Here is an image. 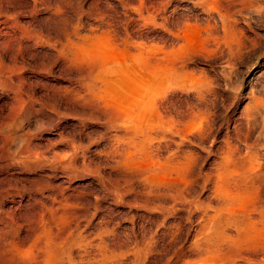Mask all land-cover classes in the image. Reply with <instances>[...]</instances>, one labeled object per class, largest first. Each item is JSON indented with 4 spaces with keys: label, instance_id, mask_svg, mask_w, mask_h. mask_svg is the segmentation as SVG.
Wrapping results in <instances>:
<instances>
[{
    "label": "rangeland",
    "instance_id": "obj_1",
    "mask_svg": "<svg viewBox=\"0 0 264 264\" xmlns=\"http://www.w3.org/2000/svg\"><path fill=\"white\" fill-rule=\"evenodd\" d=\"M0 62V149L36 161L0 169V264H264V0H0Z\"/></svg>",
    "mask_w": 264,
    "mask_h": 264
},
{
    "label": "bare ground",
    "instance_id": "obj_2",
    "mask_svg": "<svg viewBox=\"0 0 264 264\" xmlns=\"http://www.w3.org/2000/svg\"><path fill=\"white\" fill-rule=\"evenodd\" d=\"M215 1H216V0H215ZM219 1H221V0H219ZM225 1H226V0H224V2H225ZM233 1H234V0H233ZM239 1H240V0H239ZM194 2H195V4H197V5L199 4V5H200V4L204 3L205 0H194ZM208 2H209V1H208ZM217 2H218V1H217ZM227 2H229V1H227ZM236 2H237V1H235V3H236ZM253 2H254V1H253ZM137 3H139V2H137ZM222 3H223V2H222ZM241 3H242V2H241ZM141 4H143V2H142ZM206 4H208V3L206 2ZM209 4H210V3H209ZM209 4H208V5H209ZM211 4H213V3H211ZM215 4H216V3H215ZM217 4H218V3H217ZM224 4H225V3H224ZM226 4H227V3H226ZM226 4H225V6L228 7L229 5L227 6ZM228 4H229V3H228ZM242 4H243V3H242ZM247 4H248V3H247ZM249 4H250V2H249ZM254 4H255V3H254ZM139 5H140V4H139ZM139 5L137 4V6H139ZM235 5H236V4H235ZM144 6H145V5H144ZM201 6H202V5H201ZM209 6H211V5H209ZM223 6H224V5H223ZM225 6H224V7H225ZM238 6H239V4H238ZM139 7H140V6H139ZM139 7H138V8H139ZM204 7H205V6H204ZM206 7H207V6H206ZM226 7H225V8H226ZM233 7H234V6H233ZM235 7H236V6H235ZM141 8H142V6H141ZM155 8L157 9V7H155ZM208 8H209V7H208ZM218 8H219V7H218ZM228 8H229V7H228ZM228 8H226V9H228ZM247 8H248V7H247ZM143 9H145V8H143ZM146 9H147V8H146ZM146 9H145V10H146ZM152 9L154 10V8H152ZM213 9H214V8H213ZM213 9H212V10H213ZM220 9H221V8H220ZM226 9H224V10H226ZM235 9H239V8H235ZM135 10H136V9H135ZM147 10H148V13L146 12L147 14H146V16H145V14H144V17H145V18H149V19H151V20H152L151 22H155V16H156V13H157L156 11H157V10L154 11V12H153L152 10H151L152 12H150L149 9H147ZM159 10H161V9H158V11H159ZM209 10H211V8H210ZM228 10H229V9H228ZM228 10H226V11H228ZM140 11H141V10H140ZM161 11H162V10H161ZM217 11H218V10H217ZM222 11H223V10H222ZM229 11H231V10H229ZM229 11H228V12H229ZM136 12H137V11H136ZM136 12H135V14H136ZM159 12H160V11H159ZM220 12H221V11H220ZM228 12H227V13H228ZM232 12H233V10L231 11V13H232ZM234 12H235V11H234ZM234 12H233V13H234ZM142 13H143V12H141V14H142ZM221 13H222V12H221ZM221 13H220V14H221ZM231 13H230V14H231ZM159 14H160V13H159ZM228 14H229V13H228ZM138 15H139V13H138ZM226 15H227V14H226ZM231 15H232V14H231ZM102 16H103V15L101 14L100 17H99V21H101L100 19H102ZM139 16H140V15H139ZM223 16H224V15H223ZM227 16H228V15H227ZM229 16H230V15H229ZM142 18H143V17H142ZM145 18H143V19H145ZM224 18H225V17H224ZM222 19H223V18H222ZM229 19H230V18H229ZM140 20H141V19H140ZM225 20H226V19H225ZM227 20H228V18H227ZM145 21H147V20H145ZM145 21L143 20V22H145ZM163 21H164V20H163ZM220 21H221V20H220ZM229 21H232V19L229 20ZM149 22H150V21H149ZM221 22H222V21H221ZM221 22H220V23H221ZM226 22H227V21H226ZM226 22H225V23H226ZM232 22H233V21H232ZM232 22H231V23H232ZM106 23H107V22H106ZM108 23H109V22H108ZM145 23H148V22H145ZM223 23H224V21H223ZM223 23H222V24H223ZM228 23H229V22H228ZM235 23H236V22H235ZM235 23H234V24H235ZM222 24H221V25H222ZM229 24H230V23H229ZM104 25H105V24H104ZM104 25H102V26L105 27ZM162 25H163V24H162ZM98 26H99V25H98ZM110 26H111V25H110ZM223 26H225V25H223ZM228 26H229V25H228ZM100 27H101V26H100ZM236 27H237V26H236ZM106 28H107V25H106ZM109 28H111V27H109ZM222 28H223V27H222ZM98 29H99V28H98ZM103 29H104V28H103ZM227 29H228V28H227ZM96 30H97V29H96ZM100 30H101V29H100ZM104 30H105V29H104ZM222 30H223V29H222ZM238 30H239V29H238ZM90 31H91V30H90ZM93 31H95V30H93ZM97 31H98V30H97ZM97 31H96V32H97ZM109 31H110V30H109ZM73 32H74V31H73ZM76 32H78V31H76ZM99 32H100V31H99ZM104 32H105V31H104ZM222 32H223V31H222ZM229 32H231V31H229ZM229 32H228V33H229ZM93 33H94V32H93ZM100 33H101V32H100ZM107 33H108V32H107ZM113 33H114V32H113ZM225 33H226V32H225ZM228 33H227V34H228ZM71 34H72V33H71ZM98 34H99V33L97 32V35H98ZM110 34H111V33H110ZM227 34H226V35H227ZM73 35H74V34H73ZM73 35H72V37L76 36V35H74V36H73ZM77 35H78V34H77ZM79 35H80V34H79ZM89 35H90V34H89ZM116 35H117V34H115V36H116ZM224 35H225V34H224ZM224 35H223V36H224ZM101 36H102V35H101ZM105 36H106V35H105ZM113 36H114V35H113ZM72 37H71V38H72ZM76 37H77V36H76ZM82 37H83V39H84L85 36H82ZM95 37H96V36H95ZM109 37H112V36H109ZM116 37H117V36H116ZM74 38H75V37H74ZM227 38H228V37H227ZM36 39H37V38H36ZM72 39H73V38H72ZM76 39H77V38H76ZM79 39H80V38H79ZM79 39H78V40H79ZM85 39H86V38H85ZM92 39H93V38H92ZM107 39H108V38H107ZM116 39H117V38H116ZM119 39H120V38H119ZM34 40H35V39H34ZM78 40H76V41H78ZM80 40H81V39H80ZM87 40H88V39H87ZM90 40H91V39H90ZM90 40H89V41H90ZM94 40H95V39H94ZM96 40H98V39H96ZM110 40H111V39H110ZM114 40H115V39H114ZM122 40H123V39H121V41H122ZM127 40H128V39H127ZM71 41H74V40H71ZM81 41H82V40H81ZM108 41H109V40H108ZM108 41H107V42H108ZM118 41H119V40H118ZM118 41H117V42H118ZM124 41H125V39H124ZM63 42H64V41H63ZM63 42H62V43H63ZM67 42H69V41H67ZM84 42H86V41H84ZM94 42H95V41H94ZM94 42H93V43H94ZM101 42H102V40H101ZM115 42H116V41H115ZM126 42H127V41H126ZM129 42H130V41H129ZM131 42H132V41H131ZM131 42H130V44H131ZM54 43H55V42H53V44H54ZM62 43H61V44H62ZM78 43H80V42H78ZM127 43H128V42H127ZM127 43H126V44H127ZM50 44H51V43H50ZM50 44H49V46H50ZM67 44H71V43H67ZM88 44H89V43H88ZM95 44H96V43H95ZM98 44H99V43H98ZM100 44H101V43H100ZM102 44H104V43H102ZM109 44H111V43H109ZM115 44H116V43H115ZM120 44H121V43H120ZM123 44H124V43H123ZM123 44H122V46H123ZM134 44L136 45V43H134ZM139 44H143V43H139ZM51 45H52V44H51ZM55 45H56V44H55ZM58 45H59V44H58ZM58 45H57V46H58ZM65 45H66V43H65ZM82 45H83V44H82ZM84 45H85V44H84ZM90 45H91V44H90ZM118 45H119V44H118ZM143 45H145V44H143ZM57 46H55V47H56V48H59V47H57ZM71 46H72V45H71ZM100 46H103V45H100ZM126 46H130V45H125V47H126ZM136 46H138V44H137ZM66 47H67V45H66ZM68 47H69V46H68ZM72 47H73V46H72ZM83 47H84V46H83ZM95 47H96V46H95ZM116 47H118V46H116ZM130 47H131V46H130ZM133 47H134V46H133ZM138 47H139V46H138ZM147 47H148V45H147ZM153 47H154V46H152V48H153ZM52 48H53V47H52ZM70 48H71V47H70ZM99 48H100V47H99ZM102 48H103V47H102ZM104 48H105V46H104ZM104 48H103V49H104ZM109 48H110V47H109ZM109 48H108V49H109ZM120 48L122 49V47H120ZM126 48H127V47H126ZM128 48H129V47H128ZM128 48H127V50H128V52H130ZM131 48H132V47H131ZM134 48H135V47H134ZM139 48H140V47H139ZM149 48H151V47H149ZM71 49H72V48H71ZM89 49H90V48H89ZM95 49H96V48H95ZM95 49H94V50H95ZM97 49H98V47H97ZM110 49H111V48H110ZM143 49H145V48H143ZM146 49H147V48H146ZM66 50H68V49H66L64 46H61L59 49L54 50V51L56 52V53H55L56 55L54 56L55 58L52 59V60H55V62H56V61H57V58H62V57L65 55V57H64L63 59H65L66 61H68V63H67V62H64V63L67 64L68 66H72V67L76 66V65H77L76 63H78V62H79L78 64H80V61H82V60H83V63H84V65H85V60H84L83 58L87 59L86 62L88 63V65H89V64H92L93 66H95V65L100 64L102 61H103V62L106 61V64L108 63L106 59H105V61H104V60L101 61V58H99V53H98L97 50H96V51H94V50L91 51V50H90V51H88V52H87V51L84 52V49H80V50L77 49L78 51H76V52L74 53V50H75V49H74V50H72V51H73V54H71V50H69V51H70V54H71L70 56L66 55ZM100 50H101V49H100ZM122 50H123V49H122ZM125 50H126V49H125ZM149 50H150V49H149ZM154 50H155V49H154ZM163 50H164V49H163ZM175 50H177V49H175ZM1 51H2V50H1ZM102 51H103V50H102ZM108 51H109V50H108ZM111 51H112V50H111ZM135 51H136V50H135ZM145 51H146V50H144V52H145ZM160 51H161V50H160ZM166 51H167V49H166ZM170 51H171V50H170ZM105 52H106V51H105ZM112 52H113V51H112ZM118 52H119V51H118ZM118 52H117V53H118ZM120 52H121V51H120ZM120 52H119V53H120ZM125 52L127 53V51H125ZM149 52H151V51H149ZM154 52H155V51H154ZM167 52H168V51H167ZM171 52H172V51H171ZM103 53H104V52H103ZM108 53H109V52H108ZM108 53H107V54H108ZM121 53H122V52H121ZM126 53H125V54H126ZM172 53H173V52H172ZM178 53H179V52H178ZM178 53H177V54H178ZM67 54H68V53H67ZM111 54H112V53H111ZM114 54H115V53H114ZM122 54H123V53H122ZM122 54H121V55H122ZM130 54H131V56H129L128 54H127V55L131 58V62H132V59H134L132 56H134V55H132V53H130ZM149 54H150V53H149ZM155 54H156V53H155ZM161 54H162V53H161ZM165 54H166V53H165ZM167 54H168V53H167ZM169 54H170V53H169ZM52 55H54V52H53ZM52 55H51V56H52ZM102 55H103V54H102ZM104 55H106V54H104ZM118 55H120V54H118ZM141 55H142V54H141ZM158 55H159V54H158ZM170 55H171V54H170ZM2 56H3V55H2ZM67 56H68V57H67ZM108 56H109V55H108ZM112 56H113V55H112ZM128 56H127V57H128ZM136 56H139V55L137 54ZM143 56H144V55H143ZM146 56H147V55H146ZM146 56H144V58H145ZM151 56H152V55H151ZM172 56H173V55H172ZM52 57H53V56H52ZM119 57H120V56H119ZM129 57H128V58H129ZM161 57H162V55H161ZM49 58H50V57H49ZM104 58H105V57H103V59H104ZM116 58H118V57H117V54H116ZM121 58H122V57H121ZM121 58H120V59H121ZM128 58H127V59H128ZM139 58H140V56H139ZM139 58H135V62H136V59L138 60ZM150 58H151V57H150ZM150 58H149V60H150ZM163 58H164V57H163ZM165 58H166V57H165ZM167 58H168V57H167ZM169 58H170V56H169ZM173 58H175V57H173ZM10 59H11V58H10ZM113 59H115V58L113 57ZM113 59H112V60H113ZM140 59H141V58H140ZM159 59H161V58H159ZM171 59H172V58H171ZM3 60H4V59H3ZM11 60H12V59H11ZM58 60L60 61V59H58ZM109 60H110V59H109ZM143 60H144V59H143ZM143 60H142V61H143ZM1 61H2V60H1ZM12 61H13V60H12ZM63 61H64V60H63ZM122 61H123V60H122ZM124 61H127V63H129L128 60H126V59H124ZM139 61H140V60H139ZM144 61H146V60H144ZM155 61H156V59H155ZM166 61H167V60H166ZM2 62H3V61H2ZM52 62H54V61H52ZM60 62H62V59H61ZM103 62H102V63H103ZM113 62H115V60H114ZM158 62H159V61H158ZM168 62H169V61H168ZM168 62H166V64H167ZM0 63H1V62H0ZM4 63H5V62H4ZM15 63H16V62L14 61V64H15ZM56 63H57V62H56ZM56 63H54V64H56ZM87 63H86V65H87ZM109 63H110V62H109ZM133 63H134V60H133ZM133 63H131V65H132ZM139 63H140V62H139ZM146 63L148 64V62H146ZM149 63H150V62H149ZM155 63H157V61H156ZM155 63H154V64H155ZM163 63L165 64L164 61H163ZM1 64H2V63H1ZM1 64H0V65H1ZM14 64H13V65H14ZM65 64H64V65H65ZM74 64H75V65H74ZM112 64H113V63H112ZM112 64H109V66L111 67ZM134 64H135V63H134ZM150 64H153V63H150ZM158 64H160V63H158ZM171 64H172V63H171ZM15 65H16V64H15ZM59 65H60V64H59ZM64 65H63V66H64ZM67 65H66V67H64V68L69 69V68H67ZM73 65H74V66H73ZM81 65H82V64H81ZM86 65H85V66H86ZM101 65H102V64H101ZM119 65H122V64H118V66H119ZM129 65H130V64H129ZM144 65H145V64H144ZM160 65H161V64H160ZM2 66H3V64H2ZM7 66H8V65H7ZM17 66L19 67V66H21V65H17ZM57 66H58V65H57ZM118 66H117V67H118ZM125 66H126V65H125ZM135 66H136V65H135ZM135 66H134V67H135ZM138 66H140V65H138ZM142 66H143V65H142ZM152 66L155 67L156 65H152ZM171 66H172V65H171ZM13 67H14V66H13ZM22 67H23V66H22ZM77 67H79V66H76V69H77ZM80 67H81V66H80ZM86 67H87V66H86ZM89 67H90V66H89ZM98 67H100V66H98ZM105 67H106V66H105ZM120 67H121V66H120ZM120 67H119V68H120ZM130 67H133V66H129V68H130ZM140 67H141V66H140ZM143 67H144V66H143ZM156 67H157V66H156ZM159 67L161 68V66H159ZM162 67H163V66H162ZM165 67H166V66L164 65V68H165ZM167 67H168V66H167ZM4 68H5V67H4ZM4 68H3V69H4ZM9 68H10V67H9ZM87 68H88V67H87ZM96 68H97V67H96ZM112 68H113V67H112ZM124 68H126V67H124ZM124 68L122 67L123 70H124ZM5 69H6V68H5ZM11 69H13V68H11ZM11 69H8V70H11ZM70 69H71V68H70ZM81 69H82V68H80V71H81ZM103 69H104V68H103ZM117 69H118V68L115 69V72H116L115 74H117V71H116ZM131 69H135V68H131ZM141 69H142V68H140V70H141ZM167 69H168V68H167ZM1 70H2V68L0 69V71H1ZM16 70H17V69H16ZM16 70H15V71H16ZM62 70H65V69H62ZM78 70H79V69H77V71H78ZM84 70H85V69H84ZM94 70H95V69H94ZM101 70H102V69H101ZM101 70H100V71H101ZM113 70H114V68H113ZM119 70H120V69H119ZM142 70H148V71H149V69H147V68H146V69H142ZM158 70H159V69H158ZM170 70H171V69H170ZM13 71H14V69H13ZM13 71L11 70V72H13ZM17 71H18V70H17ZM17 71H16V72H17ZM75 71H76V70H75ZM85 71H86V70H85ZM96 71H97V70H96ZM110 71H112V70H110V68H109V72H110ZM150 71H151V70H150ZM1 72H2V71H1ZM1 72H0V73H1ZM11 72H9V75L12 74ZM20 72H21V71H19L18 73H20ZM101 72H102V71H101ZM107 72H108V70H107ZM119 72H120V71H119ZM119 72H118V74H119ZM122 72H123V71H122ZM4 73H6V71H5ZM95 73H98V71L95 72ZM102 73H103V72H102ZM113 73H114V71H112V74H113ZM120 73H121V72H120ZM129 73H130V72H129ZM129 73L127 72V75H129ZM13 74L15 75V73H13ZM103 74H105V73H103ZM112 74H111V75H112ZM132 74H133V73H132ZM132 74H131V76H132ZM4 75H5V74H4ZM9 75H8V76H9ZM20 75H21V73H20ZM96 75H97V74H95V76H96ZM99 75H100V74H99ZM99 75H98V76H99ZM124 75H126V73H125ZM149 75H151V74H149ZM155 75H156V74H155ZM1 76H2V75H1ZM10 76H11V75H10ZM10 76H9V77H10ZM12 76H13V75H12ZM16 76H17V75H16ZM103 76H104V75H103ZM108 76H109V75H108ZM118 76H119V75H118ZM131 76H130V77H131ZM13 77H14V76H13ZM17 77H18V76H17ZM19 77H20V76H19ZM19 77H18V78H19ZM92 77H93V76H92ZM99 77H100V76H99ZM101 77H102V76H101ZM119 77H120V76H119ZM127 77H128V76H127ZM127 77H126V78H127ZM128 78H129V77H128ZM0 79H1V78H0ZM13 79H14V78H13ZM20 79H22V78H20ZM100 79H101V78H100ZM100 79H99V80H100ZM130 79H131V78H130ZM2 80H3V79H2ZM2 80H1V81H2ZM5 80H6V79H5ZM15 80H17V79H15ZM21 81H22V80H21ZM114 81H115V80H114ZM120 81H121V80H120ZM120 81H119V82H120ZM130 81H131V80H130ZM7 82H8V81H7ZM93 82H94V81H93ZM122 82H123V81H122ZM126 82H127V81H126ZM5 83H6V81H5ZM11 83H12V81L10 82V84H11ZM22 83H23V82H22ZM94 83H95V82H94ZM96 83H97V82H96ZM96 83H95V84H96ZM120 83H121V82H120ZM131 83H132V82H131ZM133 83H134V82H133ZM2 84H3V83H1V85H2ZM17 84H18V83H16V85H17ZM31 84H32V83H31ZM95 84H94V85H95ZM134 84H135V83H134ZM134 84H133V85H134ZM4 85H5V84H4ZM4 85H3V86H4ZM7 85H8V84H7ZM19 85L22 86V85H25V84H24V83H23V84H20V82H19ZM29 85H30V84H29ZM123 85H124V84H123ZM130 85H131V84H130ZM10 86H12V85H10ZM10 86H9V87H10ZM17 86H18V85H17ZM30 86L32 87V85H30ZM90 86H91V84H90ZM95 86H97V87H95V88H94L93 86H92V87H93L94 89H97V90H98V85H95ZM100 86L102 87V85H100ZM119 86H120V85H119ZM127 86H128V84H127ZM131 86H132V85H131ZM18 87H19V86H18ZM18 87H17V88H18ZM24 87H25V86H24ZM31 87H29V88H31ZM92 87H91V89H89V90H92V91H93ZM114 87H115V86H114ZM0 88H1V87H0ZM10 88H11V87H10ZM12 88H13V87H12ZM19 88H20V87H19ZM19 88H18V89H19ZM127 88H128V87H127ZM132 88H133V87H132ZM22 89H23V88H22ZM33 89H34V87H33ZM99 89H100V88H99ZM102 89H103V88H102ZM133 89H135V88H133ZM10 90H11V89H10ZM16 90H17V89H16ZM19 90H20V89H19ZM27 90H28V88H27ZM27 90L25 89L24 92H26ZM100 90H101V89H100ZM100 90L98 91L99 93H100ZM122 90H123V89H121V91H122ZM127 90H130V89H127ZM17 91H18V90H17ZM17 91H15V92L17 93ZM21 91L23 92V90H21ZM29 91H30V90H29ZM118 91H119V90H118ZM12 92H13V91H12ZM15 92H14L13 94L16 95V98H15L14 95H13V96H14L15 100L18 101V100H20V98L17 96V94H16ZM24 92H23V93H24ZM89 92H90V91H89ZM93 92H94V91H93ZM101 92H102V91H101ZM111 92H113V91H111ZM126 92H127V91H126ZM126 92H124V93H126ZM9 93H10V92H9ZM26 93H27V92H26ZM30 93H31V91H30ZM33 93H34V92H33ZM91 93H92V92H91ZM115 93H116V92H115ZM27 94H28V93H27ZM27 94H25V96H26ZM94 94H96V92H95ZM100 94H101V93H100ZM23 95H24V94H23ZM28 95H29V94H28ZM31 95H32V93H31ZM31 95H30V96H31ZM90 95H91V94H89V96H90ZM129 95H130V94H129ZM134 95H135V94H134ZM13 96H12V97H13ZM20 96H21V95H20ZM32 96H33V95H32ZM92 96H94V95H92ZM115 96H116V95H115ZM34 97H35V96H34ZM99 97H100V96H99ZM101 97H102V96H101ZM110 97H111V96H110ZM125 97H127V95H126ZM130 97H131V96H130ZM23 98H24V97H23ZM89 98H90V97H89ZM106 98H107V96H106ZM32 99H33V98H32ZM35 99H36V98H34V100H35ZM78 99H79V98H78ZM78 99H77V100H78ZM91 99H92V98H91ZM94 99H96V98H94ZM100 99H101V98H100ZM100 99H99V100H100ZM126 99H127V98H126ZM133 99H134V98H133ZM135 99H136V98H135ZM27 100H28V99H26L25 101H27ZM34 100H32V101H34ZM36 100H37V99H36ZM38 100H39V99H38ZM92 100H93V99H92ZM96 100H98V99H96ZM99 100H98V101H99ZM116 100H117V99H116ZM12 101H13V98H12ZM28 101H29V100H28ZM109 101H110V100H109ZM113 101H114V99H112V102H113ZM130 101H131V99H130ZM35 102H36V101H35ZM100 102H101V101H100ZM100 102H98V103L100 104ZM116 102H117V101H116ZM15 103H17V102H15ZM94 103H96V102H94ZM98 103H97V104H98ZM104 103H105V102H104ZM108 103H109V102H108ZM110 103H111V102H110ZM110 103H109V104H110ZM12 104H14V102H13ZM85 104H86V103H85ZM97 104H96V105H97ZM105 104H107V103H105ZM116 104H117V103H116ZM130 104H131V103H130ZM136 104H139V103L136 102ZM144 104H145V103H144ZM149 104H150V103H149ZM149 104H147V105H149ZM8 105H9V104H8ZM8 105H7V106H8ZM18 105H19V104H18ZM20 105H21V104H20ZM96 105H95L94 107H97ZM114 105H115V104H114ZM122 105H123V104H122ZM124 105H125V104H124ZM140 105H141V104H140ZM14 106H15V105H14ZM104 106H106V105H104ZM110 106H112V105H110ZM98 107H99V106H98ZM102 107H103V106H102ZM108 107H109V106H108ZM112 107H113V106H112ZM125 107H126V106H125ZM133 107H134V106H133ZM141 107H142V106H141ZM19 108H20V107H19ZM22 108H23V106H22ZM30 108H31V107H30ZM30 108H29V109H30ZM100 108H101V104H100ZM104 108H106V107H104ZM114 108H115V107H114ZM128 108H129V107H128ZM134 108H135V107H134ZM9 109H10V108H9ZM27 109H28V108H27ZM106 109H107V108H106ZM110 109H112V108H110ZM110 109H107V110L110 111ZM115 109H116V108H115ZM115 109H114V110H115ZM131 109H132V108H131ZM135 109H136V108H135ZM135 109H134V110H135ZM10 110H11V109H10ZM112 110H113V109H112ZM119 110H122V109H119ZM119 110H118L117 113H120ZM134 110H133V111H134ZM139 110H140V108H139ZM147 110H148V109H147ZM151 110H152V109H151ZM115 111H116V110H115ZM122 111H123V110H122ZM125 111H126V110H125ZM125 111H124V112H125ZM131 111H132V110H131ZM137 111H138V110H137ZM137 111H136V112H137ZM140 111H141V110H140ZM149 111H150V109H149ZM152 111H153V110H152ZM22 112H23V111H22ZM29 112H30V111H29ZM111 112H112V111H111ZM113 112H114V111H113ZM136 112H134V113L136 114ZM145 112H146V111H145ZM1 113H2V112H1ZM5 113H6V112H5ZM7 113L9 114V112H7ZM7 113H6V114H7ZM11 113H12V112H11ZM13 113H14V112H13ZM117 113H116V115H117ZM151 113H152V112H151ZM19 114L21 115V113H19ZM123 114H124V113H123ZM125 114H126V113H125ZM125 114H124V115H125ZM128 114H129V113H128ZM128 114H127V115H128ZM132 114H133V113H132ZM132 114H131V115H132ZM116 115H114L115 118H116ZM121 115H122V114H121ZM131 115H130V116H131ZM146 115H147V114H146ZM148 115H149V114H148ZM156 115H157V114H156ZM0 116H2V115H0ZM22 116H23V114H22ZM117 116H120V114L117 115ZM128 116H129V115H128ZM128 116H127V117H128ZM130 116H129V117H130ZM136 116H137V115H136ZM140 116H141V115H140ZM140 116H138V117H140ZM150 116H151V115H150ZM2 117H3V116H2ZM13 117H14V116H13ZM17 117H18V116H17ZM111 117H112V116H111ZM114 117H113V119H114ZM122 117H123V116H122ZM124 117H126V115H125ZM131 117H132V116H131ZM4 118H5V116H4ZM4 118H3V119H4ZM118 118H119V117H118ZM9 119H10V118H8V120H9ZM13 119H14V118H13ZM13 119H12V120H13ZM16 119H17V118H16ZM16 119H15V120H16ZM125 119H126V118H125ZM130 119H131V118H130ZM114 120H115V119H114ZM132 120H133V117H132ZM19 121H20V120H19ZM115 121H116V120H115ZM127 121H129V119H127ZM118 122H119V121H118ZM120 122H121V121H120ZM122 122H123V121H122ZM122 122H121V123H122ZM125 123H128V122H125ZM144 123H145V121H144ZM152 123H153V122H152ZM152 123H151V124H152ZM20 124H21V123H20ZM0 125H1V124H0ZM124 125H125V124H124ZM124 125H123V126H124ZM130 125H131V123H130ZM152 125H153V124H152ZM152 125H151V126H152ZM3 126H4V125H3ZM3 126H0V136L2 137V138L0 139V144L2 143V139H3V137H5L4 129H3L4 127H3ZM6 126H7V125H6ZM6 126H5V129L7 128ZM8 126H9V125H8ZM125 126H126V125H125ZM131 126H132V125H131ZM131 126H130V127H131ZM151 126H149V127H151ZM158 126H159V125H158ZM13 127H14V126H13ZM134 127H135V126H134ZM149 127H148V129L151 130ZM153 127H155V126H153ZM131 128H132V127H131ZM127 130H128V128H127ZM136 130H137V129H136ZM152 130H154V128H153ZM163 130H164V129H163ZM131 131H133V130H131ZM139 131H142V132H143V130H139ZM160 131H162V130H160ZM164 131H165V130H164ZM144 132H145V131H144ZM5 133H6V132H5ZM132 133H133V135H134V132H132ZM135 133H137V132H135ZM139 133H141V132H139ZM145 134H146V132H145ZM22 143H23V142H22ZM18 145H19V144H18ZM20 146H21V145H20ZM23 146H24V145H23ZM27 147H28V146H27ZM30 147H31V146H30ZM16 148H19V146H17ZM4 149H5V148H4ZM21 149H22V148H21ZM27 149H28V148H27ZM7 150H8V149H7ZM17 150H18V149H17ZM28 150H30V149H28ZM28 150H27V152H26V153H27L26 155H22V154L19 153L18 151H17V152H15V151H11V152H8V153H7V152H3V151L0 149V169H2V167H4V166L10 165V164H13V165H18V164H20V163H21L22 165H23V164H27V165L34 164L36 161H35V159H33V157H31V155H30V151L28 152ZM23 153H24V152H23ZM247 162H248V161H247ZM21 164H20V165H21ZM250 164H251V163H250ZM20 165H19V166H20ZM22 165H21V166H22ZM250 166H251V165H249V167H250ZM249 167H248V169H249ZM31 168H32V167H31ZM35 169H36V168H35ZM248 169H246L247 172H248ZM250 169H251V168H250ZM6 170H7V169H6ZM6 170H5V171H6ZM253 170H254V169H253ZM253 170H252L251 172H253ZM249 171H250V170H249ZM243 172H245V171H243ZM247 172H246V173H247ZM254 173H255V172H254ZM242 174H245V173H242ZM249 174H251V173L249 172ZM257 174H259V173H257ZM7 175H8V174H7ZM15 176H16V175H15ZM241 176H243V175H241ZM241 176H240V179L242 178ZM251 176H252V178H253V177L256 176V175H254V176L251 175ZM258 176H259V175H258ZM260 176H261V175H260ZM244 177H245V176H244ZM246 177H247V176H246ZM248 177H249V175H248ZM5 178L8 180L10 177H9V178L5 177ZM12 178H13V177H12ZM17 178H19V177H17ZM17 178H16V179H17ZM255 178H256V177H255ZM3 179H4V177H1V176H0V181L3 180ZM6 179H5V180H6ZM253 179H254V178H253ZM11 180H12V179H11ZM19 180H20V179H19ZM21 180H24V179L21 178ZM29 180H30V179H29ZM243 180H244V179H243ZM13 181H14V180H13ZM24 181H26V180H24ZM24 181H23V182H24ZM16 182L18 183L19 181L16 180ZM2 183H3V181H2ZM24 183H25V182H24ZM1 185H2V184H1ZM2 186H3V185H2ZM8 186H9V185H8ZM22 186L24 187L23 184H22ZM22 186H21V189H22ZM0 188H1V187H0ZM9 188H10V187H9ZM5 189H6V188H5ZM18 189H19V188H18ZM22 190H23V189H22ZM25 190H26V189H25ZM27 191H28V190H27ZM7 192H8V191H7ZM12 192H13V191H12ZM1 193H3L2 190H0V195H1ZM31 194H32V193H31ZM1 198H2V196H1ZM232 199H233V197H232ZM232 199H228V200L231 201ZM234 200H235V199H234ZM236 200H237V199H236ZM236 200H235V201H236ZM17 201H18V200H17ZM19 201H20V200H19ZM191 201H192V200H191ZM0 202H1V201H0ZM228 203L230 204V202H228ZM233 203H235V202H233ZM233 203H232V204H233ZM18 204H19V203H18ZM183 204H184V203H182V205H183ZM226 204H227V203H226ZM180 205H181V204H180ZM230 205H231V204H230ZM185 206H186V205H185ZM171 207H175V204L172 205ZM181 207H182V206H181ZM231 207H232V206H231ZM231 207L229 206L228 208L230 209ZM233 207H234V206H233ZM2 209H3V208H2ZM171 209H172V208H171ZM229 209H228V211H229ZM235 209H236V208H234V210H235ZM3 210H4V209H3ZM5 210H6V209H5ZM5 210H4V211H5ZM231 210H232V208H231ZM5 212H6V211H5ZM5 212H4V213H5ZM230 212H231V211H230ZM233 212H235V211H233ZM236 212H237V211H236ZM4 213H3V214H4ZM5 215H6V214H5Z\"/></svg>",
    "mask_w": 264,
    "mask_h": 264
}]
</instances>
